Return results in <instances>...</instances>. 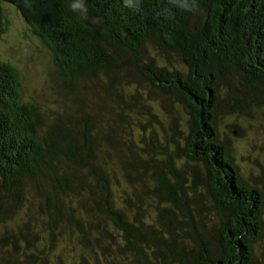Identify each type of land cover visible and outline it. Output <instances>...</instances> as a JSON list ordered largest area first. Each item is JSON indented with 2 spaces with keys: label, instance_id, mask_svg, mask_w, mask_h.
Returning a JSON list of instances; mask_svg holds the SVG:
<instances>
[{
  "label": "trees",
  "instance_id": "16d2710c",
  "mask_svg": "<svg viewBox=\"0 0 264 264\" xmlns=\"http://www.w3.org/2000/svg\"><path fill=\"white\" fill-rule=\"evenodd\" d=\"M1 2L52 57L70 108L48 120L0 61V264H254L264 194L241 178L217 115L264 103V0H83L86 13L0 0V37ZM149 87L165 113L172 98L191 111L184 136L176 117L160 127L158 157L135 117Z\"/></svg>",
  "mask_w": 264,
  "mask_h": 264
},
{
  "label": "rangeland",
  "instance_id": "374dc122",
  "mask_svg": "<svg viewBox=\"0 0 264 264\" xmlns=\"http://www.w3.org/2000/svg\"><path fill=\"white\" fill-rule=\"evenodd\" d=\"M1 8L6 28L0 37V61H7L20 69L22 99L34 103L41 112L45 113L48 120L54 119L60 112H68L70 107L64 108L59 105L56 93L48 80L49 72L56 69L52 57L44 49L39 39L29 33L27 24L14 6L1 2ZM144 90V94L147 96V88ZM155 95V91L149 87V109L142 110L140 116H135L140 121L148 123L149 128L154 130L156 135L158 134L157 141H154L153 144L149 142V154L152 157H158L161 147L159 142H163L160 127L168 130L171 117H176L179 129L184 136L188 132V121L191 114L189 108L185 109L186 107L177 102L176 98H172L171 107H169L171 114L165 113L161 108L162 103L159 97ZM92 107H94V103H92ZM223 111L217 115L219 138L228 142L230 153L239 168L241 178L248 185L255 186L264 194V103L258 107L251 104L248 113L245 114H229L225 110ZM148 112L149 117L147 116ZM135 117L131 119L134 126L137 124ZM136 129L133 127L132 130ZM236 130L241 132L237 135ZM116 135L119 141L122 140L123 133L116 130ZM136 139L137 137L134 138V141ZM118 153L112 156V161L120 157V155L118 157ZM151 172L150 168L149 185L154 183V179L150 176ZM150 199L151 197H149V205L153 204ZM37 208L34 207L32 212L35 213ZM152 215V209L149 208V216ZM38 220L35 224L36 227L43 223L41 218ZM262 220L264 223V208ZM150 221L151 219H149ZM253 253L254 264H264V224L263 237L254 244ZM64 264L81 263L77 260L76 262L64 261Z\"/></svg>",
  "mask_w": 264,
  "mask_h": 264
},
{
  "label": "clouds",
  "instance_id": "9594fccd",
  "mask_svg": "<svg viewBox=\"0 0 264 264\" xmlns=\"http://www.w3.org/2000/svg\"><path fill=\"white\" fill-rule=\"evenodd\" d=\"M180 7H183L185 10L188 11H192L193 7L195 6L194 0H193V4L189 5L188 0H181L180 2ZM71 8L75 11V10H81L82 12L86 13L87 9L84 6L83 0H77V2L73 3L71 5Z\"/></svg>",
  "mask_w": 264,
  "mask_h": 264
}]
</instances>
